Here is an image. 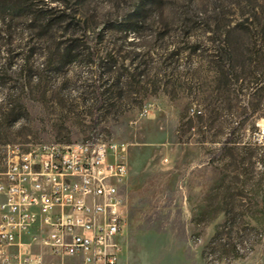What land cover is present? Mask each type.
<instances>
[{"label": "rangeland", "instance_id": "rangeland-1", "mask_svg": "<svg viewBox=\"0 0 264 264\" xmlns=\"http://www.w3.org/2000/svg\"><path fill=\"white\" fill-rule=\"evenodd\" d=\"M97 138L128 264H264V0H0V156Z\"/></svg>", "mask_w": 264, "mask_h": 264}, {"label": "built area", "instance_id": "built-area-1", "mask_svg": "<svg viewBox=\"0 0 264 264\" xmlns=\"http://www.w3.org/2000/svg\"><path fill=\"white\" fill-rule=\"evenodd\" d=\"M3 149L0 264H128L126 143L97 138Z\"/></svg>", "mask_w": 264, "mask_h": 264}, {"label": "trees", "instance_id": "trees-1", "mask_svg": "<svg viewBox=\"0 0 264 264\" xmlns=\"http://www.w3.org/2000/svg\"><path fill=\"white\" fill-rule=\"evenodd\" d=\"M67 8V7H66ZM66 12V11H65ZM50 14V13H49ZM32 18L34 17V18H40V19H48V17H50L49 15H48V12H46V11H43V10H39L38 12H36V13H34V12H32ZM62 16H64L65 17V19L64 18H62ZM66 17H68V13H65V14H61V15H57V16H53V17H51L49 20H47L48 21V23H47V26H52V23H54V21L56 20V19H61L62 18V20H61V23H65L67 20H66ZM263 155H264V152H263ZM235 169H238L237 167H235ZM225 211V210H224ZM226 212V215H227V210L225 211ZM228 214H229V211H228Z\"/></svg>", "mask_w": 264, "mask_h": 264}]
</instances>
